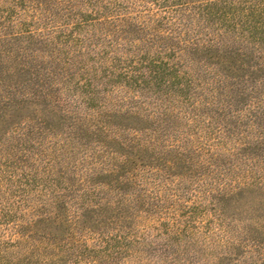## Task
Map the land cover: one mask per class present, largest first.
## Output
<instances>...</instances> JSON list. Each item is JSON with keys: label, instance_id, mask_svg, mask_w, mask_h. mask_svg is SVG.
Returning <instances> with one entry per match:
<instances>
[{"label": "rangeland", "instance_id": "374dc122", "mask_svg": "<svg viewBox=\"0 0 264 264\" xmlns=\"http://www.w3.org/2000/svg\"><path fill=\"white\" fill-rule=\"evenodd\" d=\"M263 27L264 0H0V264H264V87L202 49Z\"/></svg>", "mask_w": 264, "mask_h": 264}, {"label": "trees", "instance_id": "16d2710c", "mask_svg": "<svg viewBox=\"0 0 264 264\" xmlns=\"http://www.w3.org/2000/svg\"><path fill=\"white\" fill-rule=\"evenodd\" d=\"M257 33H259V35H257ZM250 35L257 38L259 42H250L251 46H245L246 48L243 50L240 48L232 51L229 48L221 46V43H215V41L209 42V45L206 46V48L202 47V49L208 52V54H211V56L214 57L215 62L217 64L220 63V66L224 69L226 68V65L231 69H238L239 67L243 68L244 66H249L250 69V67H252L253 70H251L248 78L251 77L252 80H256L264 87V27L259 32H251ZM198 50H200V48H197V51ZM228 54L230 55L228 56ZM235 63H238V65ZM228 76L229 75L226 77Z\"/></svg>", "mask_w": 264, "mask_h": 264}]
</instances>
